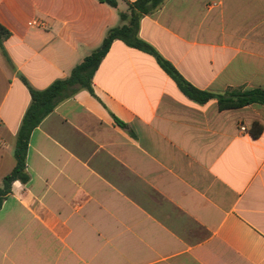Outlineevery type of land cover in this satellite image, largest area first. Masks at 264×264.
Here are the masks:
<instances>
[{
  "label": "crops",
  "instance_id": "1",
  "mask_svg": "<svg viewBox=\"0 0 264 264\" xmlns=\"http://www.w3.org/2000/svg\"><path fill=\"white\" fill-rule=\"evenodd\" d=\"M133 1L0 0V187L29 88L66 78ZM138 36L199 90H264V0H165ZM90 87L30 132L0 264H264V105L197 103L120 40Z\"/></svg>",
  "mask_w": 264,
  "mask_h": 264
},
{
  "label": "trees",
  "instance_id": "2",
  "mask_svg": "<svg viewBox=\"0 0 264 264\" xmlns=\"http://www.w3.org/2000/svg\"><path fill=\"white\" fill-rule=\"evenodd\" d=\"M111 7H116V0H98ZM165 0H134L127 3V11L118 13L120 25L110 28L100 45L80 63L75 65L69 75L61 80H56L43 90L29 88L30 103L21 119L14 146L15 165L11 172L2 178L0 187V206L4 197L10 191V184L14 180L25 183L28 180L24 168V157L27 140L30 132L40 121L52 111L55 105L61 100L69 97L78 89L91 91V78L97 69L102 58L108 51L113 40H120L129 47L143 51L151 55L158 66L174 81L179 90L189 99L197 103H205L215 98L218 109H231L246 106L252 103L264 105V90H240L232 89L223 94H214L208 91L199 90L188 83L178 71L147 42L138 36L139 19L154 12ZM8 36V32L0 26V41ZM253 135L259 134L261 128L256 125Z\"/></svg>",
  "mask_w": 264,
  "mask_h": 264
},
{
  "label": "built area",
  "instance_id": "3",
  "mask_svg": "<svg viewBox=\"0 0 264 264\" xmlns=\"http://www.w3.org/2000/svg\"><path fill=\"white\" fill-rule=\"evenodd\" d=\"M243 130V128H241Z\"/></svg>",
  "mask_w": 264,
  "mask_h": 264
}]
</instances>
